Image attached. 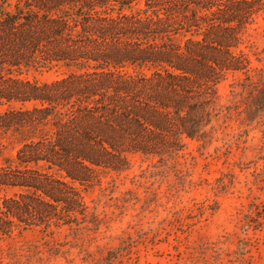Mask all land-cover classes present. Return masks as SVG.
<instances>
[{"label":"trees","instance_id":"trees-1","mask_svg":"<svg viewBox=\"0 0 264 264\" xmlns=\"http://www.w3.org/2000/svg\"><path fill=\"white\" fill-rule=\"evenodd\" d=\"M263 13L264 0H0V252L16 233L95 222L87 193L132 155L179 164L211 138L223 82L261 92ZM246 103L260 112L264 95Z\"/></svg>","mask_w":264,"mask_h":264},{"label":"rangeland","instance_id":"rangeland-1","mask_svg":"<svg viewBox=\"0 0 264 264\" xmlns=\"http://www.w3.org/2000/svg\"><path fill=\"white\" fill-rule=\"evenodd\" d=\"M258 21L259 94L240 85L245 75L230 77L211 138L189 140L179 164L132 155L129 170L87 193L95 222L16 233L3 241L0 264H264V103L244 109L264 95V13Z\"/></svg>","mask_w":264,"mask_h":264}]
</instances>
